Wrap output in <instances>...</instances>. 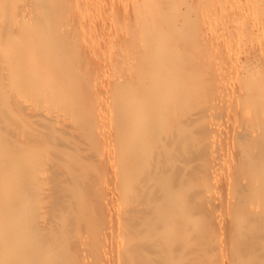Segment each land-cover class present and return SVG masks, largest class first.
I'll use <instances>...</instances> for the list:
<instances>
[{"label":"bare ground","instance_id":"obj_1","mask_svg":"<svg viewBox=\"0 0 264 264\" xmlns=\"http://www.w3.org/2000/svg\"><path fill=\"white\" fill-rule=\"evenodd\" d=\"M193 1L130 0L84 45L81 0H0V264H264V0L222 67ZM236 75L253 113L219 147L209 101Z\"/></svg>","mask_w":264,"mask_h":264},{"label":"rangeland","instance_id":"obj_2","mask_svg":"<svg viewBox=\"0 0 264 264\" xmlns=\"http://www.w3.org/2000/svg\"><path fill=\"white\" fill-rule=\"evenodd\" d=\"M16 1H22V0H16ZM179 1H180L179 2L180 6L178 5L179 6L178 9L179 8L180 9L176 11L177 15L178 14L180 15V12L181 13L183 12V9L186 8L185 6H187L185 5V3L190 0H179ZM204 1L205 0L203 1L194 0L193 4H191L189 8V10L191 11V14L194 16V13H195V16H196L195 18L197 22L196 29L197 30L199 29V32L197 31V33H199V39H200L199 42H201V45L199 46L205 49V50L203 49L205 52L202 50L203 53L204 54L207 53V55H209V53L211 52L210 55L213 56L212 58H215V60H212L211 56H209L210 60H212L211 63L216 62L215 66L218 65L219 67L224 66L226 62L228 65V62H231L233 59L237 58V56H241V58L245 59V56L250 55L249 53L252 52L251 45L252 44L254 45L255 42L258 40L256 35L254 34L247 36L248 31L249 33H252L250 30L251 29L250 27H251V24L253 23V20H255L254 17L256 16L253 11L252 13H250L251 10L247 12L245 9L244 14H243V11H240V12L239 11L236 12V11L241 6L242 7L239 10L244 9L246 7L247 2H250L251 4V2H254V0H219L221 1L219 5H216L214 3L216 2V0H211L213 1L212 3L213 5L210 4V6L209 4L206 3L207 1L211 3L210 0H207L205 2ZM129 5L130 7H128ZM126 6L128 7L127 9L125 8ZM131 6L132 4H130V0H81L79 7L74 10L72 15L76 17L77 27L81 28L80 36L83 38L84 45L85 44L88 45L89 37L91 36L92 38V36L97 34V32L102 31L101 34H107V33H111L114 30L112 26H110V29H109L107 26L105 25L103 26V24H101L100 22H96L95 21L96 18L99 19V17L102 16L103 14L111 15V14H115V12L120 13V12H123L124 10L129 11V8H131ZM205 7L207 9H205ZM203 10L205 12L207 10V13L205 14V16H203L204 14L202 12ZM198 12H202L203 14L202 13L199 14ZM235 13L236 14L241 13L239 15H242L243 17L241 16L240 20H237L234 22L232 16H235L236 15ZM176 14L172 16V21L176 20L177 18ZM198 14H199V17H198ZM230 16H231L230 18L231 20L229 19ZM260 39L261 41H264L262 38ZM100 49L101 48L99 47V45H91L88 48V50L89 51L91 50V52L92 51L98 52ZM105 54L101 53V54H98L96 57H94V60H93L94 64L91 66H94V65L101 66V63L106 61L108 57L107 55L105 56ZM218 59L221 61L219 62ZM210 66H212L213 68V64ZM217 67H214V69ZM244 67H247V65H244ZM244 67H243V71L245 70ZM103 73L105 72L102 71L101 75H103ZM105 77L106 76H104V79ZM232 77L229 78V81H233V82H231V84L229 82L225 83L224 86L219 88L220 89L219 96H216L214 98L212 97V99L209 101V107L207 111V114L209 113L207 116H213L212 118H210L213 121L211 120L210 121L214 122L213 124H216L217 125L216 127H221L219 130V128L216 129L215 125H211L212 127L215 128V131L218 130V133L220 134L219 135L220 137L217 138V140L215 141V145L219 147L223 146L225 139H227L228 137V134H227L229 130L228 128H230V126L233 125V120L230 119V117L231 116H243V115L249 116L253 113V112L251 113V110L249 109L241 110L242 100H240V97L238 96V91L240 90V86L236 82V79L238 76L236 75V77H233V79H231ZM98 104L99 102H97V104L95 103V106ZM220 167H221V164L219 166V169ZM224 180H225L224 177L223 178L220 177L218 181L219 182L218 187L220 188L226 187ZM221 182L223 183L224 186L222 185Z\"/></svg>","mask_w":264,"mask_h":264}]
</instances>
